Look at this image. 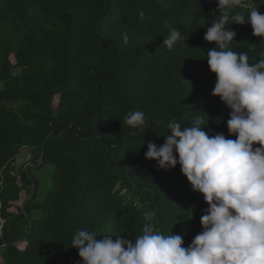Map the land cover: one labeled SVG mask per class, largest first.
Returning <instances> with one entry per match:
<instances>
[{
  "label": "trees",
  "instance_id": "1",
  "mask_svg": "<svg viewBox=\"0 0 264 264\" xmlns=\"http://www.w3.org/2000/svg\"><path fill=\"white\" fill-rule=\"evenodd\" d=\"M217 7V0H0L1 264H83L72 248L78 230L134 241L151 224L185 232V247L202 231L203 196L179 165L158 170L145 153L148 142L164 143L171 120L187 126L199 116L206 132L229 137L230 110L211 95L216 76L206 56L215 44L203 39ZM250 7L264 14V0H242L238 10L247 16ZM170 27L183 37L172 50L163 46ZM226 28L236 33L232 51L264 60V37L250 24ZM138 110L143 131L124 123ZM24 151L28 160L19 164ZM46 164L50 187L36 201L31 168Z\"/></svg>",
  "mask_w": 264,
  "mask_h": 264
},
{
  "label": "clouds",
  "instance_id": "2",
  "mask_svg": "<svg viewBox=\"0 0 264 264\" xmlns=\"http://www.w3.org/2000/svg\"><path fill=\"white\" fill-rule=\"evenodd\" d=\"M217 3L211 15L219 16L203 39L215 44L206 56L216 76L211 95L230 110L227 129L235 139L206 132L208 121L205 126L199 116L187 126L171 120L164 143L148 142L145 153L158 170L179 165L192 191L203 196L208 207L201 216L202 231L185 247V232L165 234L151 224L134 241L78 230L72 248L83 264H264V60L250 62L247 52L232 51L236 33L226 28L247 23L254 36L264 37V14L250 7L246 16L238 10L242 0ZM123 39L127 43L126 34ZM182 40L181 31L170 27L163 46L172 50ZM124 123L143 131L145 113L129 112Z\"/></svg>",
  "mask_w": 264,
  "mask_h": 264
},
{
  "label": "rangeland",
  "instance_id": "3",
  "mask_svg": "<svg viewBox=\"0 0 264 264\" xmlns=\"http://www.w3.org/2000/svg\"><path fill=\"white\" fill-rule=\"evenodd\" d=\"M58 99L55 97L53 105L56 106ZM29 157V151H24L22 155L18 158L17 163L21 164L22 162H26ZM53 171V166L50 164L43 165L39 168H31V174L33 178L37 182V198L36 201L42 200L49 187H50V178H51V173ZM25 197H22L20 202H17L14 204L15 206L13 207L12 211H15L16 207H21L23 202H24ZM0 264H1V259H0Z\"/></svg>",
  "mask_w": 264,
  "mask_h": 264
},
{
  "label": "water",
  "instance_id": "4",
  "mask_svg": "<svg viewBox=\"0 0 264 264\" xmlns=\"http://www.w3.org/2000/svg\"><path fill=\"white\" fill-rule=\"evenodd\" d=\"M33 192H34V189H33V187H32V190H31V193H30V195H29L28 199H30V198H31V196L33 195Z\"/></svg>",
  "mask_w": 264,
  "mask_h": 264
}]
</instances>
